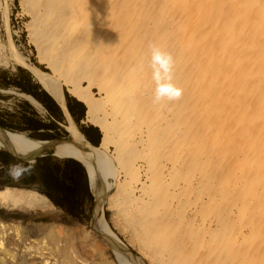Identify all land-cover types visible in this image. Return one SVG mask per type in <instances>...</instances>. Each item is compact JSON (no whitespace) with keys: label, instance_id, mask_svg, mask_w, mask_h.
<instances>
[{"label":"rangeland","instance_id":"obj_1","mask_svg":"<svg viewBox=\"0 0 264 264\" xmlns=\"http://www.w3.org/2000/svg\"><path fill=\"white\" fill-rule=\"evenodd\" d=\"M57 1H59V2H57ZM168 1L170 3H168ZM175 1H177V0H155V3L151 2V4H150L147 0V3H148L147 5L149 6L147 8L150 9L149 12L147 13V15L144 14L145 15L144 16L142 14L145 13L146 10H148V9L142 8L138 12L139 14L141 13L139 15V18L141 19V21L140 20L138 21L139 25L137 22H135L134 27L132 25H130V26L128 25L129 27L126 26V30H124L125 31L124 33L126 34L125 35L126 40H127L128 36H131V37H129V39H131L133 35H135V34L137 35V36L136 35L133 36L135 38V40H133V38H132V40H133L132 41L133 44H131L132 47L134 45H136L137 49L140 48L139 50L142 53L146 54V52H147V55H148V53H150V45H153V44L159 46L162 49V44L164 43L168 47L166 51H168L171 48L173 49V47L175 45L177 46L176 47L177 50H180V45L181 44L184 45L185 40L188 41V42H186L187 44H189V45L191 44V42L189 41V38L187 37L188 35L184 34L185 30H184L183 26L181 28V25L179 24V23L183 24L184 19L183 18L180 19L179 17H181L183 15L182 13H184V12H182L180 14V12H178V10L180 8L182 10L192 9L194 11H198V13H199L200 9H198L197 6L195 7L194 3H192V5H191V2H192L191 0L190 1L189 0H180V1H177V3ZM50 3L52 4L51 6H50ZM59 3H61V0H54V1L53 0L52 1L51 0H27V2H26V0H0V43L5 44L8 47V50L10 51V53H14V52L20 53L19 55H21L23 57V59H25L27 65L35 66L38 69H40V70H42L48 74L54 75V76L55 75L58 76L62 70H64L66 72L67 71V69H66L67 64L66 65L64 64L62 66V69H60V70L56 69V67H55L56 65L52 59L59 50L57 48L55 49L53 47L49 48L50 47L49 42L51 43V41L53 40V42H56L55 45H59V48L62 50H66L67 47L64 45L65 43L62 39H61L62 42L58 43L57 42L58 39L54 36H51V40L49 42L48 41L44 42V40L42 39V35L40 37V34H38L35 31L36 25L34 23L35 22L34 18H35V16H38L41 14L42 17H44L43 23L49 22V23H47V24L45 23V24L48 25L49 27H51L53 24H55L54 19L62 13L61 10H63V8H65V9L68 8L67 6L63 5L64 4L63 2L61 4H59ZM39 4H40V7H39ZM228 4L229 3H227V5ZM165 5H168L167 7H169V9L165 10L164 9ZM227 5L225 6L226 9H228ZM250 5H251L252 10H253L252 12L257 13V11H255V10H259V8L256 6V4L251 3ZM50 8H51V10H50ZM57 8H59L58 11H57ZM45 9H47V10H45ZM144 9H146V10L143 11ZM226 9H225V11H221L223 14L225 13V15H223L224 19H221V16H220V19H215V21L213 22L214 25H215V23L217 25L219 24L220 28H218V26L216 27V25L213 26L214 28H218V30L219 29L222 30V29H224L225 26H227L225 28H229L231 30H234L235 28L238 27L239 24H237L236 22L232 23L231 21H229V18L231 15H229V11H227ZM233 9H234L233 11H236L235 10L236 8H233ZM59 10L61 11V13ZM51 12H52V14H51ZM58 13H59V15H58ZM202 14L205 15V13L202 12V13H199L200 16H198V20H199L198 22H200L201 25H202L203 21H204V23H206V21H205L206 19L204 17H207L206 15L201 16ZM254 15L255 16L257 15L256 17L261 18V16H258V13L254 14ZM116 16L117 15H115L113 13V15L110 17V20L115 18ZM142 17H143V20H142ZM182 17H184V16H182ZM144 18H146V20H144ZM213 18H215L214 15L211 17V21L213 20ZM162 19H164V20L162 21ZM200 19H201L202 23H201ZM185 20H188L187 17L185 18ZM219 20L220 21L224 20V22L221 21L222 23L221 22L219 23ZM179 21H181V22H179ZM67 22H68V18H67ZM67 22L65 21V23H67ZM140 22L143 23V26H141L142 24ZM177 22H179V23H177ZM226 22H227V25L225 24ZM261 23L262 22L255 25L256 28H257V26L259 28H261V26H262ZM96 25H98L97 21L95 22V26ZM223 25H225V26H223ZM60 27L62 28L63 25ZM136 27L137 28L140 27V28H138L140 30L139 33H136V31H138V29ZM61 28H59V29H61ZM128 28H130V29H128ZM167 28H168V36H167L168 39L166 37V40H164L163 36L165 34L162 33V30H164L166 32ZM214 28H213V30H214ZM211 30L212 29L210 28V31ZM236 30H237L236 34H239L238 29H236ZM126 31H129V32H126ZM210 31H207V34H205V39L209 38L208 43L212 44L213 50H212V48L209 50L210 52L208 50L207 51L204 50L205 53L203 51H201L202 57H200L198 55L199 64L194 63V62L191 63L192 61L190 62L189 60H187V62L189 61L190 63L188 62L189 64H187V62H186L187 67H185L186 65L183 66V71L185 72V75L187 74L186 77L188 78V79H185L184 87H182L183 89H185V91H184L185 93H183V96L185 97V103H186V104L184 103V105L186 107L183 105V107L185 109L183 111V114L188 115V116L192 115V116H189V118H182V121L184 123V124H181L182 122L180 123L181 124L180 127H182L181 128L182 133L180 132L179 135H177V136L172 135L168 139V140L171 139L170 142L168 141V143H171L172 145L167 143L166 147L163 148V150H162V147L160 146L161 138L163 137V135L166 136L167 132H168L169 125L167 123L170 122V120H171V122L174 120V118H172V119L171 118H163L164 114H169L171 116V114L173 112V110L168 109L163 104L164 105L163 108H165V109H163L164 112H161V114L159 116L157 115L158 118H154V121L156 120V122H159L160 124H158V125H161V126L163 125L164 126L163 130L164 129L165 130L164 131L162 130V132H164V134L162 136H160V133L155 132L158 136L156 135V142L153 146H150V145L148 146L147 141L145 142V140L148 139V137H146L147 135H145V138H146L145 140H144V137L141 139L140 134L136 132L137 130L135 131V129H137V127L132 128V129H128V131H126L127 133L125 135L128 136L129 139L128 140L124 139V141L128 145L127 146L128 151H125V156L122 159L123 164L121 166L120 174H119V177L117 179V182H119V184L122 185V187H123V190L120 192L123 195V197L120 194V195H117V197H115L112 200V196H113L115 187H114V183L112 182L111 179L109 180L110 183H109V186H108L106 193L101 192V189H100V186H102L101 183L97 187V189H96L97 191L95 190L94 187L91 186L92 191H93L94 196H95V202H94L93 209L90 213V217L86 221H78V220L73 219L70 215H68L66 213V211L63 208L58 207L46 194L41 192L38 189V187L27 186V188L35 189L40 194L48 197V199L50 200L51 203L49 202V206H47L46 208H39V209L30 210V211H27L25 209L18 208V207L9 208L7 206H1L0 205V264H24V263L25 264H34V262L37 264H40L43 261L46 264H59V262L57 260L52 259V258H55L54 255L51 256L50 254H45L42 257V253H40L41 250L39 247H41L42 245L47 246L48 243L51 242L53 244V246H56L55 245L56 242L53 241V239H50V236H48L50 241H48L47 239H43V236H45V234H42L43 233L42 232L43 227L48 228L49 231L53 230L56 233V235L58 234L61 237H63L65 235V233H67V231L71 230V232L75 233V234H73L75 236V245H74L75 250L79 249V247L77 248V246L80 244L82 246H86V245L91 246L93 244V247H94V245L99 244V241L102 239L103 244H104V248L102 247L101 249H103V251H105V252H103V251L102 252L104 253V256L108 259V261L110 260L109 261L110 264H116V263L121 264V262H129L132 260L136 261V259H138V260L142 259L145 261V264H149V260L147 259V256L145 254H143L136 246L132 245L131 242L129 241L131 236H132V233L130 234V230H129L130 228L127 227L128 224H127V220L125 219L126 215H123L124 213L121 212V209H120V204L124 201V200H122L125 196L124 191L126 189L132 190L133 188H134L137 196L135 194L136 198L134 196L135 199H134V201L131 202V204L133 202H134L133 204H137L139 202V198L141 199V197L146 196L148 199V195L154 194L155 199L157 197V199L154 202H156L158 200H160V201L158 204H152L146 208L145 211L148 212L147 213L148 219H149V216H153V218H155V216L157 215L156 214L157 212L159 214L157 216H160L162 218L166 217V219H167L166 223H168V226H166V228L164 229V234H162L163 236H161V234L158 233L154 238L149 239V240L147 239L148 241L145 242V243H147L148 247L151 246L150 249L154 248V246H156V245L162 246V244L164 245V246H162L163 248L168 247L170 245V243L171 244L173 243L171 245L173 248L174 247L182 248V249L186 248V252L184 253L185 255H182V256H185V257H183V260H182L183 264H196V263L197 264H223V262H225V264H237V262H238V264H264V224H263L264 223V219H263L264 218V206H263L264 205V192H263L264 191V188H263L264 187V170L261 169L264 167V161H263L264 160V157H263L264 156V150H263L264 149V139L263 140L261 139V136H262V138L264 136V130H262L263 132H261V130L258 128L257 124H254V123H258L259 121L264 122V111H263L264 106L262 105L264 103V99H263V97H264V95H263L264 94V90H263L264 85H261V83L263 84V82H264V79H263L264 78V72L262 73V71H261L262 69H258V67L255 66V65L261 66L262 65L261 62L264 63V59H261V56H258V54L256 52H254L255 54H253V52L249 51L250 52L249 53L248 52L249 49H247L245 41L243 40V42H244L243 45L245 46V47H243V46H241L242 42H240L238 39L235 40V36L234 35L232 36L231 39H233V37H234V40L231 41L232 42L231 44H235V43L239 42L240 46H241V47L238 46L239 50L233 51L231 48L230 50L233 52V54H236L237 57H239L240 50L244 49L245 51H247L249 53L248 56L250 58H253L254 57L253 55H255V58H253V60L258 57V60L256 59V61H258L257 64H255L256 61L255 62H253V60L248 61L247 65L249 67H248L247 71L245 70V73H244L246 75L245 77H247L249 80L252 79V81H253V82H251V81L249 82V80H248V83H250L251 85L254 86V87L252 86L253 88L251 87L254 90V94L253 95L251 94L252 96L250 97L249 96L250 94L246 93L247 92L246 89L242 88V90L244 89V91H246V92H242L243 95H245V93L247 95V96L245 95L246 97H242L244 99V101L247 100L246 101L247 104L250 103L248 101H252L249 105H252L253 108L257 107L256 111H255V108L253 109V111H255L256 113H257V110L263 111V112H260L263 115H260V113H259L258 117H260V118H257V120L255 121L254 119L252 120L250 118L249 119L246 118L245 117L246 113H244L242 111V109H240L241 111L238 110L237 105H235V106L233 105V103H235L233 101H236L238 98L237 95L239 96V94L241 93V90H240L241 87L237 88L235 85L229 84V83H231L230 81H232L233 78H238L239 70L237 69L238 67H235V66H234L235 68L233 67V70L231 68L229 69L225 66H222L224 63L223 58H222L223 54H222V52H220V50H218L219 45L217 44V42L212 41V38L214 36H216V35L219 36V35L214 33L213 31L211 34ZM52 32H54V31L52 30ZM52 32H51V34H52ZM213 33H214V35H213ZM207 36H209V37H207ZM238 36H240V35H238ZM67 38H68V40L72 39L73 35L72 34L68 35ZM136 38L138 41H136ZM134 41H135V43H134ZM210 42H212V43H210ZM178 43H180V44H178ZM112 45L115 47H118L119 43L117 44L115 39H113L110 42V45H108V46L111 47ZM142 46H144V47H142ZM193 47H195V46H193ZM145 48H146V50H145ZM86 50H87L86 51V55H87L86 61H90L93 58V55L90 53V50L88 48H86ZM183 51H184V49H183ZM52 52H53V54H52ZM219 52H220V54L216 55V53H219ZM208 53H212L216 56V57H213L214 59L216 58V63L218 61V63L220 64V61L222 60V62L220 64V67H222V68L219 67L220 69H218V70L216 69L217 70L216 73L213 70L212 73L209 74L207 72L208 70L203 71L202 67H200V69L198 67L199 65L201 66V64L203 65V67L205 66V64L207 63L205 59L207 58ZM121 54H122V55H120L121 57H127V55H128L126 52L121 53ZM251 54L253 57L250 56ZM184 55H185V53H182L181 58H177V59H179V62L182 59L187 58V56H185V58H183ZM219 56H221V57H219ZM202 58H204V59H202ZM147 63H149V57L148 56H147V61L145 62V64L147 65ZM218 63H217V65H218ZM196 64H198V65H196ZM192 65H194V67ZM224 67H225V69H227L230 72L223 71L222 69ZM256 67H257V71H256ZM20 68L27 69L26 67L21 66L16 62H10L9 64L0 65V70H8L14 78H19L21 76V69ZM254 68H255V70H254ZM260 68H262V67H260ZM194 69H195V72H193ZM201 69H202V73L204 72V74H203V76L201 75V77H200L199 74L201 73V71L199 73V70H201ZM27 70H29V69H27ZM220 73L223 74L224 77H221V75H219ZM229 73H231V74L229 76H227ZM233 73H235V74H233ZM89 74L90 73L86 72L85 75H83L84 77L78 78L77 81H79V83H80L79 85L83 89L87 90L90 93V95L93 97L94 101L97 103L96 113H98L97 115L100 118H102V117H104V115L111 113L112 110H116V109H114V106L117 103H116V101H113L115 97L110 95L109 93H107L106 89L108 87H106V82L108 81V78H106L107 79V81H106V79L104 77V79H103L104 81H101V79L103 77L99 76L96 79V78H94V73H92V76ZM237 74H238V76H237ZM258 74L263 75V76L261 77ZM87 75H88V77H87ZM231 75L233 78L231 77ZM216 76L220 80L217 79ZM203 77H204V79H203ZM253 78H255V79H253ZM34 79L36 82H39L35 78V76H34ZM201 79H202V81H201ZM259 79H261V80H259ZM194 80L196 81L195 83H194ZM209 80L214 81V83H215L214 87H212V86L208 87ZM205 81L207 82L206 84H205ZM103 82H105L104 87H103V85H104ZM219 82H221V83H219ZM224 82L226 84H223ZM152 84L155 87L154 82ZM196 84L198 87L197 86L195 87ZM131 85L133 87H135V84H131ZM223 85H224V87H223ZM187 86H189V87L187 88ZM199 86H201V91H198L200 89ZM231 86L234 88L232 89ZM217 87H219V88H217ZM194 88H197V90ZM236 89H237V91H236ZM212 90H213V92H212ZM229 90H231L232 92ZM63 91H64V96H65V99L67 102V96L68 95L73 96V95L68 91L67 86H65V85L63 86ZM187 92H188V94H186ZM233 92H236V93H234L236 95H234V94L232 95ZM237 92H240V93H237ZM22 93H25V92L19 90L16 87L0 88V113L5 115L6 117H7V114H9V113H14L16 115L20 114V112L23 110L22 102H24L25 100H28L27 98H25L22 95ZM197 93H200V94H197ZM214 93L216 94V96H214ZM221 93H223V94H221ZM225 93H227V96ZM229 93L232 96H230ZM25 94H28V93H25ZM203 94L208 99H206ZM199 95H201V96H199ZM223 96H224V98H223ZM202 97L205 100H203ZM209 97H211V98H209ZM214 98L219 100V102L217 100H213ZM234 98H235V100H234ZM189 99H190V102H189ZM199 99H201V101ZM222 99H224L225 103L222 101ZM36 100H38V99H36ZM194 100L198 101V103L195 102ZM230 100H232V101H230ZM261 100H263V101H261ZM39 102L42 104L41 109L37 108L31 102L30 103L34 106L36 112L38 113L39 117L43 120V122L50 123L51 121L54 120V117L52 116L51 112L45 107V105L41 101H39ZM231 102H232L231 105H233L232 107L230 106ZM195 104L199 107L201 105V107L198 108L199 112H197V108H195ZM208 104H209V106H208ZM254 104H255V106H253ZM222 105H224V106H222ZM228 105H229V107H228ZM158 106H160V104H158L156 107H158ZM214 106H215V108H214ZM223 107H225V108H223ZM233 107H235V111H236L235 116L233 113L230 112V108H233ZM217 108H218V110H217ZM87 109H88V107H87ZM210 109H212V110H210ZM165 110H166V112H165ZM186 110H189V111L187 112ZM117 111H118V113L116 115H118L120 113V111L122 112L121 109H119ZM206 112H207V114H206ZM136 113L137 112L132 113V114H134V115H131L132 118L133 117L139 118L138 113L137 114ZM241 113H243L242 116H244V119L246 118V121L243 120L245 123L242 121ZM86 114H87V112H86ZM208 114H209V116H207ZM231 114H233V117L230 116ZM198 115L199 116L202 115V116L199 117ZM112 117L113 116L111 114L108 115V119H109L108 121L109 122H115L116 118L114 119ZM199 118L202 119L203 121L202 120L200 121ZM209 118L211 121L209 120ZM219 118L222 120L220 121ZM231 118H232V120H231ZM235 118H237L239 120L241 119V120L236 121ZM186 119L189 122H187ZM225 119H226V121H225ZM135 120L133 119L134 122H135ZM248 120H249V122H248ZM250 120H252V121L250 122ZM222 122H223V124H222ZM238 122H240V123H238ZM199 123H200V125H199ZM226 123L230 124L229 125L230 127L228 125L226 126ZM248 123L254 124V126L249 125ZM82 124L89 125L92 123L89 122L87 120V118L85 117V119L82 121ZM191 124L192 125L196 124V126L194 125L195 127H193V126H191ZM221 124H222V127H221ZM239 124L240 125L243 124V127H242V125L240 126ZM185 125H186V127L184 128ZM201 125H203V126H201ZM214 125H216V126H214ZM235 125H237V126L235 127ZM246 125H248L249 127L247 126L248 127L247 128ZM62 126L64 128L63 130L58 129V130H54V131H46V133L52 134V136H53L52 138H50V139H37V140H42V141L48 140V143H51L53 140H59V139L61 140V139H65V138H70L71 137L70 133L67 131L68 123L66 122V124H62ZM77 126H78V124H77ZM96 126H98L101 129V127L99 125H96ZM218 126H219V128H218ZM244 126L246 129L244 128ZM250 126L254 127V128L250 129L251 128ZM211 127L213 128L212 130L215 132H213L212 130H209ZM231 127H233V128L235 127L234 130ZM239 127H241L240 129H242L241 132H239L237 130V129H239ZM189 128H190V131H189ZM195 129H197V132ZM231 129L233 131H231ZM256 129L257 130L259 129L260 131L258 132ZM79 130L81 131L80 128H79ZM201 130H202V132H201ZM219 130H221V131L219 132ZM245 130H247V133L245 132ZM251 130L253 132L252 133L250 132L251 133V135H250L249 131H251ZM101 131H102V129H101ZM216 131H217V133H216ZM233 132H235V133H233ZM257 132L261 136L258 135ZM21 133H24V132H21ZM204 133H205V135H204ZM228 133H229V135H228ZM24 134H26V133H24ZM103 134L104 133L102 131V139L104 136ZM215 134H216V136L218 134L219 137L214 136L215 137V139H214L213 135H215ZM221 134H223V135H221ZM224 134H226V135H224ZM231 134H233V135H231ZM234 134H235V136H234ZM241 134L244 136H242ZM245 134H246V136H245ZM26 135L29 138H32L28 134H26ZM111 135L115 136V134H113V132H111ZM230 135H231V137H230ZM253 135H254V137H256L257 140L255 138H252ZM174 136H175V138H174ZM258 136L260 137L261 141H260V139H258L259 138ZM115 137L118 138L119 136H115ZM229 137H230V139H229ZM243 137H244V139H243ZM200 138H202L203 140ZM204 138H206V139H204ZM220 138L224 139V140L226 138V140H225L226 142L225 141H224L225 143L222 142L223 140L220 141L219 140ZM32 139H34V138H32ZM34 140H36V139H34ZM190 140L192 142H190ZM195 140H197V142ZM231 140L234 141V144H235V142L237 143V145L235 147H234L233 141H231ZM237 141L240 143L242 142L241 145H243V146L239 145V143ZM245 141H246V143H245ZM255 141L258 142L259 145H258V143H256L254 145L253 143H255ZM262 141H263V144L261 145ZM173 142H174V144H173ZM249 142H251V144H249ZM85 143L88 144L89 143L88 140H86ZM231 143H232V145H231ZM131 144L133 145V147ZM182 144L184 146H182ZM256 145H258L259 148H257ZM99 146H97V147L99 148ZM134 146H135V148H134ZM168 146H170V147H168ZM231 146H233V147H231ZM252 146L256 147V148L253 147L255 150L253 148H250ZM109 147H110L111 152H114L115 148H114V145L112 143L109 144ZM236 147H237V149H236ZM152 148H153V150H152ZM159 148H161V149H159ZM240 148H241V150H240ZM0 149L8 151L13 156V159H12L11 165H10V169H12L13 167H17V168L23 170L22 168L24 167V164L34 163L35 161H37L40 157H42L44 155H48V154H52V153L54 154V151L52 149L51 150L49 149L48 152H45L44 154H38L36 156V160L29 161V160H23L21 158V157H24V158L35 157L34 155L29 154L28 152L14 151L13 149H15V148L10 147V146L6 147V145L2 144V143H0ZM155 149H156V151H154ZM230 149H232V153L229 152ZM234 149L237 151H235ZM243 149L244 150L248 149L247 150L248 152L245 150L246 152L244 151L245 154H243V152H242ZM12 151L15 152L17 155L14 154ZM184 152H185V154L182 155ZM234 152H237L239 155L237 153H234ZM250 153H252L251 157L249 155ZM253 153L254 154L256 153V155H254ZM259 154H263V155L262 156L260 155L257 158L256 156ZM242 155H243V157H242ZM252 155H253V157H252ZM56 156H58L59 158H65V157H70L73 155L56 154ZM178 156H179V158H178ZM233 156L235 157V159ZM262 157H263V160L259 159ZM153 158H154V160H156L157 158L162 159L163 160L162 164H159V163L156 164L154 162L152 164ZM221 158H223V159H221ZM247 158H248V160H247ZM255 159L257 161L259 160V162L260 161H262V162L259 163ZM240 161H241V164H240ZM246 161H249V162H246ZM250 161H251V163H250ZM256 163L257 164L262 163V164L257 165ZM246 164H248V165L246 166ZM250 165H252V167ZM244 166H245V168H244ZM249 166H250V169H249ZM180 167H182V168H180ZM240 167H241V169L243 168L245 172H242L243 169L241 170ZM0 168H1V162H0ZM251 168H253V169H251ZM246 169H248V170L246 171ZM250 170H251V172H250ZM253 171L255 174L253 173ZM104 172L107 173V170L104 169ZM159 176L165 180H163ZM153 177H154V179H153ZM231 179H232V181H231ZM192 181H194V182H192ZM3 182H5V183H3ZM156 182L161 184V186L158 185V187H157V185H154V183H156ZM196 183H198V184H196ZM141 184L144 185V188H141ZM195 184H196V186H195ZM13 186L16 188L17 187H21V188L25 187L22 185V178L17 181V180H13L11 176H9V177L0 176V188L3 189V187L5 188V187H13ZM180 186H182V187H180ZM201 186H203V189L201 188ZM154 187H157V189L155 190ZM159 187H160V189H159ZM168 187H169V189H168ZM179 188H183V189L180 190ZM199 188L201 190H199ZM138 189H139V191H138ZM248 189H249V191L253 190V192L252 191H251V193L248 192ZM190 190H191V192H190ZM256 190H259V191L256 192ZM260 190L262 192H260ZM179 191H181V192H179ZM245 192H247L246 193L247 195L245 194ZM178 193H180V194H178ZM223 194H224V196H222ZM176 196H177V198H176ZM214 196H215V199H214ZM163 198H164V201H163ZM120 199L122 201H120ZM182 200H185V201L182 202ZM117 201L118 202L120 201L121 203L119 204ZM178 201L180 203L182 202V204H184L183 209L178 206V204H177ZM150 202H153L152 199ZM214 202H215V204H214ZM170 203H171V205H170ZM153 206H154V208H153ZM164 206H166V207H164ZM217 208L219 210H216ZM151 209L153 210V212ZM180 209H182V213H183L181 215H179ZM129 211L132 212V208H130ZM217 211H219V212H217ZM177 216H179V217H177ZM210 222H211V224H208ZM258 224H260V225H258ZM261 225L263 226V228ZM146 228H147V226L145 225L144 229H146ZM7 233H12V234L15 233V235H16L15 237L17 238V242H18V250H15V251L11 250L9 248V246L7 245ZM82 233H84V234L82 235ZM167 235H169V236H167ZM77 236L81 237V239L78 238ZM159 236H160V239H159ZM41 239L43 240V243L45 241H46L45 243H47V242L48 243L43 244ZM164 240H168L167 241L168 243ZM31 241H32V243H31ZM153 241H155V242H153ZM174 241H176V243ZM63 242H64V244L66 243L64 237L61 238V244H63ZM161 242H162V244H161ZM153 244H155V245H153ZM176 248H174V249H176ZM249 248H250V250H249ZM22 249L24 252L23 254H22ZM212 249H213V251H211ZM25 250H27L26 254L31 255V256L28 255L29 257H26L27 259L29 258L28 260L24 258L25 257V255H24ZM123 251L128 254V256H125L126 258L123 255L119 256L121 253H123ZM199 251L201 253H199ZM37 253H39V254H37ZM49 255H50V257H49ZM77 256H78V258L80 257L79 260L81 262H83V257L80 254ZM39 257H42V259ZM47 257H49L47 260L48 263L45 261L47 259ZM127 257H128V259H127ZM85 258L86 257L84 256V261H85ZM217 260L220 262H218ZM86 261L83 262V264H87V263L90 264L89 261L88 262H86ZM177 262L178 261H176V263ZM43 263H41V264H43Z\"/></svg>","mask_w":264,"mask_h":264},{"label":"bare ground","instance_id":"obj_2","mask_svg":"<svg viewBox=\"0 0 264 264\" xmlns=\"http://www.w3.org/2000/svg\"><path fill=\"white\" fill-rule=\"evenodd\" d=\"M177 1H180V0H177ZM177 1H175V2L177 3ZM191 1H192L191 2V5H192V3H194V6L195 7L197 6L198 9H200L199 10V13H202V12L205 13V15L207 16V17H204L206 19L205 20L206 23H204V21H203V23H204L203 24L202 21H201V19H200V21H201L202 25L200 24V22H198L199 21L198 20V16H200L199 13H198V11H194L192 9L182 10L181 8L178 10V12H180V14L182 12H184V13H182L183 14L182 16H184L185 18L187 17V19H188V20H185V18L180 15L181 17H179V18L180 19L183 18L185 21L183 20V24L182 23H179L181 21H179L177 23H179L181 25V28L183 26V28L185 30V33L184 34H187L188 35V36L187 35L186 36L189 38V41L191 42V44L190 45L187 44L186 42H188V41H186L183 38L185 40V42H184L185 44L184 45L181 44L182 46L180 45V50H177V48H176L177 46L175 45L174 47L172 46L173 49L171 48L168 51H166L168 47L164 43L162 44V50H164L166 52H170L174 56V58H175V68H174V79H173V83L177 84V86L180 87V88L184 87L185 79H188V78L186 77L187 74L185 75V72L183 71V66L186 65L187 60H189L190 62L192 61L191 63L194 62V63H198L199 64V57H198V55L200 57H202L201 56V54H202L201 51H203L205 53L204 50H206V51L208 50L209 51L212 48V44H209L208 43V39L209 38L208 39H205V34H207V31H210V28H211L212 29L210 31L211 34H212V31H213L214 33H216V34L219 35V36L216 35L214 37L212 36L213 37L212 38V41L213 42H217V44L219 45V49L218 50H220V52H222V54H223V57L222 58H223V62L224 63H223L222 66H225V67H227L229 69L231 68L232 70H233V67L235 66V67H238L237 69L239 70V76L237 74L238 78H233L232 75H231V77L233 78V80L230 81L231 83H229V84L235 85L237 88L241 87V89H240L241 90V93L240 92H237V93H240V94H239V96L237 95V97H238L237 100L236 101H233V102L236 103V104L233 103V105L234 106L237 105V109L238 110L242 109V111L244 113H246V116H245L246 118H248V119L250 118L252 120L254 119L256 121L257 118H260V117H258L259 116V113L260 112H263L264 110L263 111L257 110V113H256L255 111H256L257 107H254L255 108V111H253L254 108L252 107V105H249L252 101H248L250 103L247 104V102H246L247 100L245 99L246 101H244V99L242 97H246L247 96L246 93L247 94L249 93L250 94L249 95L250 97L254 94V90L252 89L254 86L251 85L250 83H248V80L249 79L247 77H245L246 75L244 74L245 73V70L247 71V69L249 67L247 65L248 64V61L249 60H253V58H255V55H253L254 56L253 57L252 54L250 56H252L253 58H250L248 56L249 53H250L249 51L253 52V54H255L254 52H256L258 54V56H261V59H264V0H228V1L227 0H191ZM26 2H27V0H26ZM57 2H59V1H57ZM62 2L64 3L63 5L64 6H67L68 8L65 9V8L62 7L63 10H61L62 8L60 9L62 11V13L59 10L61 14L59 15V13H58L59 16H57L54 19L55 20V22H54L55 24H53L51 27H49L48 25H46L49 22H47V23L45 22L46 24L43 23L44 17H42L41 14L38 15V16H35V18H34L35 19V22L34 23L36 25L35 31L38 34H40V37L42 35V39L44 40V42H47V41L49 42L51 40V36L56 37L58 39L57 40L58 43H61L62 40L64 41V43H65L64 45L67 47L66 50L60 49L59 48V45H55L56 42H53V40L51 41V43L49 42V44H50V47L49 48H52L53 47V48H55V49L57 48L59 50L55 54V56L53 57V59H52L54 61L55 65H56L55 66L56 69L57 70H60V69H62V66L64 64L65 65L67 64L66 65L67 66L66 67L67 71L65 72L64 70H62L63 72L61 71L58 76L57 75L54 76V75L48 74V73H46V72L38 69L35 66H29V65H27L25 59H23V57L21 55H19L20 53H16V52L10 53V51L8 50V47L5 44H2V43H0V65L9 64L10 62H16L19 65L26 67L27 69H29L30 72H32V74L39 81V83L56 99V101L61 106V108H62V110H63V112L65 114V117L67 118V123H68L67 131L70 133V136L71 137L70 138L61 139V140L59 139V140L54 141L53 143H48V141H42V140H37V139L34 140L32 138H29L26 134L21 133V132H14V131H10V130L7 131L6 129L5 130H2V127L0 126V143L5 144L6 147H9L10 146V147L15 148V149H13L14 151H24V152H28L29 154H32V155L35 156V157H32V158H24V157H21L20 156L23 160H29V161L36 160V156L38 154H44L45 152H48L49 149L50 150L52 149L54 151V154L55 155L56 154H70V155H73V156L77 157L85 165V167H86V169L88 171V174H89V178H90L91 185H92V187L95 188V190L97 189V187L101 183L102 184V186H100L101 192L106 193V191L108 189V186H109V183H110L109 180L110 179L112 180V182L114 183V187H115L114 188V193H113V196H112V200H113L115 197H117V195H120L121 194L120 192L123 190L122 185H120L119 182H117V179L119 177L120 169H121V166L123 164L122 159L125 156V151H128L127 150V146L128 145L124 141V139H127V140L129 139L128 136L125 135L127 133L126 131H128V129H132V128L137 127V129H135V131L137 130L136 132L140 134L141 139L144 137V140H145L146 139L145 138V135H147L146 137H148V139L145 140V142L147 141V145L148 146L149 145L150 146H153L155 144V142H156V135H157L156 133H160V136H162L164 134V132H162L164 126L163 125L162 126L161 125H158L160 123L159 122H156V120L154 121V118H158V116L161 114V112H164L163 109H165V108H163V106L165 105L168 109L173 110V112H172L171 116L169 114H164L163 113L164 114L163 118H171V119L174 118V120L172 122L170 120V122L167 123L169 125L167 135L166 136L163 135V137L161 138L160 146L162 147V150H163V148L166 147L168 141L170 142L171 139L168 140L170 138V136H172V135H176L177 136L181 132V128L182 127H180V125L181 124H184L183 121H182V118H189V116H192V115H189L188 116V115L183 114V111L185 110L184 107H183V105L185 103V97L184 96H182V99L181 100L175 101V102H168L167 100L161 101L159 103L160 106L156 107L158 104H154L153 103L154 90H155L154 88L155 87L153 86V84H152L153 82L151 81L152 80L151 79V69L149 68V65H148L149 63H147L148 66L145 64V62L147 61V56L149 57V61H150V55H151V53H148V55H147V52L145 54V53H142L139 50L140 48L137 49L136 45H134L132 47V45H131V44H133L132 41L135 40V38L133 36H135L136 34L135 35L132 34L133 35L132 36L133 40H132V38L129 39V37H131V36H128L127 37V40L125 38L126 37L125 36L126 34L124 33L125 32L124 30H126V26L132 25L134 27L135 26V22L138 23L139 20L141 21V19L139 18V15L141 13L140 14L138 13L139 10H141L142 8L148 9L147 7H149V6L147 5L148 4L147 3V0H61V3ZM148 2L150 4H151V2L155 3V0H148ZM61 3H59V4H61ZM168 3H170V2L168 1ZM227 3H229V4L227 5ZM251 3H255L256 6L259 8L260 11L259 10H255V11H257L258 16H261V18L256 17L257 15L256 16L254 15V14H257V13L252 12L253 10H252V7L250 5ZM51 5L52 4L50 3V6ZM226 5L228 6V9L225 8ZM167 6L168 5H165V8H164L165 10L169 9V7H167ZM39 7H40V4H39ZM233 8H236L235 9L236 11H233L234 10ZM58 9L59 8H57V11H58ZM146 9H144L143 11H145ZM225 9L227 11H229V15H231L230 16L231 19L229 18V21H231L232 23L233 22H236L237 24H239L238 27L235 28L234 30H231L229 28H225V27H227L225 25H223V26H225L224 29H222V30L219 29L218 30V28H220V26H219V24L217 25L216 23H215V25H216V27L218 26V28H214L213 27V26H215L214 23H213L215 21V19H220V16H221V19H224L223 18L224 17L223 15H225V13L223 14L221 11H225ZM45 10H47V9H45ZM50 10H51V8H50ZM149 10L150 9L146 10V12L143 13L142 15H144V14L147 15V13L149 12ZM113 13L115 15H117L115 17L116 19L112 17L113 19L110 20V17L113 15ZM51 14H52V12H51ZM205 15L202 14L201 16H205ZM213 15H214L215 18H213V20L211 21V17ZM67 18H68V22H67ZM142 20H143V17H142ZM144 20H146V18H144ZM163 20L164 19H162V21ZM65 21L67 23H65ZM96 21H97L98 25L95 26V22ZM221 21L224 22V20H221ZM221 21L219 20V23ZM259 21L262 22L261 23L262 26H261V28H259L258 26L256 28L255 25H257L258 23H260ZM141 24H142L141 26H143V23H141ZM225 24L227 25V22ZM62 25H63V27L61 28L60 26H62ZM138 25H139V23H138ZM212 27L214 28V30H213ZM59 28H61V29H59ZM138 28H140V27H138ZM128 29H130V28H128ZM236 29H238V33L239 34H236L237 33V30ZM52 30L54 32H52ZM139 31L140 30L138 29V31H136V33H139ZM51 32H52V34H51ZM126 32H129V31H126ZM162 33L165 34L163 36V39L166 40V37L168 36V28H167L166 32L164 30H162ZM214 33H213V35H214ZM71 34L73 35V38L68 40L67 36L68 35H71ZM233 35L235 36V40L238 39L240 42H242L241 43V46H243V47H245L243 45V43H244L243 40L245 41L246 47H247V49H249L248 50L249 53L243 49V50H240L239 57H237L236 54H233V52L230 49L232 48L233 51L234 50H239L238 46H240V43L238 41L237 42L239 44L238 43L231 44L232 43L231 41L234 40V37H233V39H231ZM238 35H240V36H238ZM207 37H209V36H207ZM113 39H115V41H116L117 44L119 43V46L118 47L113 46L114 44L111 47L108 46V45H110V42ZM167 39H168V37H167ZM136 41H138L137 38H136ZM134 43H135V41H134ZM210 43H212V42H210ZM178 44H180V43H178ZM193 46H195V47H193ZM142 47H144V46H142ZM86 48H88L90 50V53L93 55V58L90 61H86V56H87L86 55V51H87ZM183 49H184V51H183ZM145 50H146V48H145ZM212 50H213V48H212ZM124 52H126L128 54L127 57H121L120 56V55H122L121 53H124ZM220 52L219 53H216V55L220 54ZM182 53H185V55L183 56V58H185V56H187V58L186 59H182L179 62V59H177V58H181ZM52 54H53V52H52ZM213 57H216V56L214 54H212V53H208L207 58L205 59L207 63L205 64L204 67H203L202 64H201V66L199 65L198 66L199 69H200V67H202L203 71L204 70L205 71L208 70L207 72L210 74V73H212L213 70L216 73V71L218 69L222 68V67H220V64L222 62V60H221L222 58L220 59L221 60L220 61V64L217 61V63H218V65H217L216 58L214 59ZM219 57H221V56H219ZM202 59H204V58H202ZM256 59L258 60V57ZM256 59H254L253 62H255ZM188 62H187V64L190 63V62L189 63ZM257 62L258 61H256L255 64H257ZM198 64H196V65H198ZM261 64H260L261 66H259V65H255V66H257L258 69H262L261 71L263 73L264 72V63L261 62ZM192 66L194 67V65H192ZM185 67H187V65ZM225 67L222 70L223 71H228L227 69H225ZM257 67H256V71H257ZM260 67H262V68H260ZM202 69L199 70V73L201 71V73L199 74L200 77H201V75L203 76V74H204V72L202 73ZM254 70H255V68H254ZM86 72L87 73H90L89 75H91V76H92V73H94V78H96V79L99 76L103 77L101 79V81H104L103 80L104 77H105V79L108 78V81L106 79V81H107L106 82V87H108L106 89L107 90V93H109L110 95H112V96L115 97L113 101H116L117 104H115V106L114 105L113 106H114V109H116V110H112L111 113H108L107 112L108 114L106 113L107 115H104V117H102V118H100L97 115L98 113H96L97 103L94 101L93 97L90 95V93L87 90L83 89L79 85L80 84L79 81H77L78 78L84 77L83 75H85ZM193 72H195V69H194ZM228 72H230V71H228ZM221 73L219 75H221V77H224V75L221 74ZM231 73H229L227 76H229ZM233 74H235V73H233ZM258 75H260V74H258ZM260 76L262 77L263 75H260ZM87 77H88V75H87ZM216 78H217V76H216ZM203 79H204V77H203ZM217 79H219V78H217ZM253 79H255V78H253ZM195 80H194V83L196 82ZM259 80H261V79H259ZM201 81H202V79H201ZM250 81L253 82L252 79H250L249 82ZM221 82H219V83H221ZM103 83H104V85H103V87H104L105 86V82H103ZM206 83L207 82L205 81V84ZM131 84H135V87H133ZM214 84L215 83H214L213 80H209L208 87L209 86L214 87ZM223 84H226V83L224 82ZM64 85L67 86L68 91L73 96L77 97L79 100L83 101L87 105V107H88L87 114H86L87 120L89 122H91L92 124L99 125L101 127V129H102V131L104 133L103 134L104 136H103L102 142L100 143L99 148L96 145H94L91 142H89V141H88L89 142L88 144L85 143V141L87 140V139H85L86 138L85 135L83 134L82 131L79 130V127L74 122L73 117H72V115L70 114V112H69V110L67 108V103H66V99H65L64 91H63V86ZM261 85H264V82H263V84L261 83ZM196 86H197V84L195 85V87ZM201 86H199L200 89L198 91H201ZM188 87L189 86H187V88ZM223 87H224V85H223ZM217 88H219V87H217ZM233 88L234 87H232V89ZM242 88L246 89L247 92L244 91V89L242 90ZM194 89L197 90V88H194ZM263 90H264V87H263ZM184 91H185V89H183V93H185ZM229 91H231V90H229ZM236 91H237V89H236ZM212 92H213V90H212ZM242 92H246L245 93L246 96L243 95ZM230 93H229V95L232 96L236 92H233L232 95ZM186 94H188V92ZM197 94H200V93H197ZM221 94H223V93H221ZM225 94L227 96V93H225ZM22 95L25 98H27L37 108H39V109L42 108V104L38 100H36L32 95L25 94V93H22ZM234 95H236V94H234ZM199 96H201V95H199ZM214 96H216L215 93H214ZM205 98H206V96H205ZM209 98H211V97H209ZM223 98H224V96H223ZM202 99H203V97H202ZM206 99H208V98H206ZM263 99H264V97H263ZM199 100L201 101V99H199ZM203 100H205V99H203ZM213 100H217V99L214 98ZM234 100H235V98H234ZM217 101L219 102V100H217ZM222 101L225 103L224 99H222ZM230 101H232V100H230ZM261 101H263V100H261ZM189 102H190V99H189ZM195 102L198 103V101H195ZM231 104H232V102L230 103V106L232 107L233 105H231ZM262 105L264 106V103ZM208 106H209V104H208ZM222 106H224V105H222ZM253 106H255V104ZM200 107H201V105H200ZM200 107L195 104V108H197V112H199L198 111V108H200ZM225 107H223V108H225ZM228 107H229V105H228ZM214 108H215V106H214ZM119 109H121L122 112L120 111V113L118 115H116L118 113L117 110H119ZM189 110H186V111L188 112ZM210 110H212V109H210ZM217 110H218V108H217ZM134 112H137L138 113L139 118H134V117L132 118L131 115H134V114H132ZM165 112H166V110H165ZM230 112L233 113L234 116H235V112H236L235 111V107L230 108ZM110 114L113 116L112 118H114V119L116 118L115 119V122H109L108 121L109 120L108 119V115H110ZM206 114H207V112H206ZM233 114H231L230 116L233 117ZM242 114L243 113H241L242 121L243 120L246 121V118L244 119V116H242ZM202 115H200V116L198 115V116L201 117ZM260 115H263V114L260 113ZM207 116H209V114ZM210 118H209V120H210ZM133 119L134 120L136 119L135 122L133 121ZM235 119H236V121H240L241 120V119L239 120L237 118H235ZM201 120L202 119H200V121ZM219 120L221 121L222 119L219 118ZM231 120H232V118H231ZM252 120H250V122ZM225 121H226V119H225ZM187 122H189V121L187 120ZM248 122H249V120H248ZM238 123H240V122H238ZM222 124H223V122H222ZM222 124H221V127H222ZM243 124H241L242 127H243ZM254 124H257V126L261 130V132H263L262 130H264V122H260L259 121L258 123H254ZM254 124H249V125H253L254 126ZM194 125L196 126V124H194ZM194 125L191 124V126L195 127ZM199 125H200V123H199ZM203 125H201V126H203ZM227 125L229 126L230 124L226 123V126ZM214 126H216V125H214ZM236 126L237 125H235V127ZM247 126L248 125H246V127ZM185 127H186V125L184 126V128ZM190 128H189V131H190ZM218 128H219V126H218ZM231 128H233V127H231ZM234 128H233V130H234ZM240 128L241 127H239V129H237L239 132H241V130H242ZM244 128H245V126H244ZM253 128L254 127H251L250 129H253ZM212 129L213 128L211 127L209 130H212ZM259 129L258 130L256 129V130L259 132L260 131ZM195 130L197 132V129H195ZM233 130L231 129V131H233ZM247 130H245L246 133H247ZM110 131L113 132V134H115V136H119V137L117 138V137L111 135V132ZM220 131L221 130H219V132ZM201 132H202V130H201ZM213 132H215V131H213ZM250 132L252 133L253 131L252 130L249 131V134L251 135ZM216 133H217V131H216ZM233 133H235V132H233ZM204 135H205V133H204ZM221 135H223V134H221ZM224 135H226V134H224ZM228 135H229V133H228ZM231 135H233V134H231ZM231 135H230V137H231ZM258 135H260V134L258 133ZM214 136H216V134L213 135V137ZM217 136H218V134H217ZM234 136H235V134H234ZM242 136H244V135H242ZM245 136H246V134H245ZM230 137H229V139H230ZM174 138H175V136H174ZM221 138L219 140L220 141L223 140L222 142H224L226 140V138H225V140L224 139H221ZM252 138H255L256 139V137H254V135H253ZM200 139H202V138H200ZM204 139H206V138H204ZM214 139H215V137H214ZM243 139H244V137H243ZM258 139H260V137ZM261 139L263 140L264 139V136H263V138L261 136ZM261 139H260V141H261ZM195 141L197 142V140H195ZM231 141H233V140H231ZM190 142H192V141L190 140ZM110 143H112L114 145V148H115L114 152H111V150H110V147H109V144ZM238 143H239V145H241L242 142L241 143L238 142ZM245 143H246V141H245ZM256 143H258V142L255 141V143H253V144L255 145ZM168 144L172 145L171 143H168ZM173 144H174V142H173ZM183 144H182V146H184ZM233 144H234V141H233ZM249 144H251V142H249ZM262 144H263V141H262L261 145ZM231 145H232V143H231ZM236 145H237V143L235 142L234 147ZM258 145H259V143H258ZM258 145H256L257 148H259ZM241 146H243V145H241ZM132 147H133V145H132ZM168 147H170V146H168ZM231 147H233V146H231ZM237 147H236V149H237ZM253 147H255V146H252L250 148H253ZM134 148H135V146H134ZM159 149H161V148H159ZM152 150H153V148H152ZM240 150H241V148H240ZM245 150L247 151L248 149H245ZM245 150L243 149V151H242L243 154H245V152H246ZM154 151H156V149ZM235 151H237V150H235ZM229 152L232 153V149H230ZM13 153L16 154L15 152H13ZM234 153H237V152H234ZM256 153L255 154L253 153V154L256 155ZM184 154H185V152L182 155H184ZM251 154L252 153L249 154L250 157H251ZM260 155L262 156L263 154H259L256 157L258 158V156H260ZM242 157H243V155H242ZM252 157H253V155H252ZM263 157L262 158H259V159H262L263 160ZM159 158H157L156 160H154V158H153L154 161L152 160V164H153V162L156 163V164L157 163L162 164V161L163 160L162 159H159ZM178 158H179V156H178ZM221 159H223V158H221ZM234 159H235V157H234ZM247 160H248V158H247ZM246 162H249V161H246ZM257 162H259V160ZM260 162H262V161H260ZM250 163H251V161H250ZM240 164H241V161H240ZM261 164H259V165H261ZM247 165L248 164H246V166ZM250 166L252 167V165H250ZM250 166H249V169H250ZM180 168H182V167H180ZM244 168H245V166H244ZM253 168H251V169H253ZM263 168H261V169L264 170ZM104 169L107 170V173L104 172ZM240 169H241V167H240ZM247 170L248 169H246V171ZM242 172H245L244 169H243ZM250 172H251V170H250ZM253 173H254V171H253ZM154 177H153V179H154ZM160 178H162V177H160ZM163 180H165V179H163ZM231 181H232V179H231ZM192 182H194V181H192ZM196 184H198V183H196ZM196 184H195V186H196ZM154 185H157V187H158V185L161 186V184H159L158 182L154 183ZM157 187H154L155 190L157 189ZM180 187H182V186H180ZM141 188H144V185L143 184H141ZM201 188L203 189V186H201ZM159 189H160V187H159ZM168 189H169V187H168ZM179 189L181 190L183 188H179ZM199 190H201V189L199 188ZM138 191H139V189H138ZM251 191L253 192V190H251ZM251 191H249V189H248V192L251 193ZM257 191H259V190H256V192ZM124 192H125L124 193L125 196L122 199L124 201L121 203L120 201H122V200L120 199V201L119 202L117 201V202L119 204L121 203L120 204L121 212L124 213L123 215H126V218L125 219L127 220V224L129 225V226L127 225V227L130 228L129 229L130 230V234L132 233L131 238L129 237L130 238L129 241L131 242V244L134 245V246H136L143 254H145L147 256V259L149 260V264H183L182 260H183V257H185V256H182V255H185L184 253L186 252V248L185 249H182V248H176V247H174V248H176V249H174L171 246L173 243L172 244L170 243V245L168 247H164L163 248L162 246H164V245L161 242L162 246L161 245H156V246H154V248H151L150 249L151 246L148 247L147 243H145L149 239L154 238L158 233H160L161 236H163L162 234H164V229L166 228V226H168V223H166L167 222L166 217H163L162 218L160 216H157V215H159L158 212H157L156 213L157 215L155 214L156 215L155 218H153V216H149V219H148V214H147L148 212L145 211L147 207H149L152 204H158L160 200L154 202L157 199V197L155 199V195L152 194V195H148V199H147L146 196L145 197H141V199L139 198V202L137 204H133L134 202L131 204V202L134 201V199L137 196V194L135 193L134 188L132 190H127L126 189ZM179 192H181V191H179ZM190 192H191V190H190ZM260 192H262V191L260 190ZM246 193L247 192H245V194ZM135 194H136V196H135ZM178 194H180V193H178ZM134 196H135V198H134ZM222 196H224V194ZM122 197H123V195H122ZM176 198H177V196H176ZM151 199H152L153 202H150ZM214 199H215V196H214ZM163 201H164V198H163ZM183 201H185V200H182V202ZM49 202H50V200L48 199V197H46L45 195L40 194L35 189H28V188H24V187L23 188H21V187H17L16 188L14 186L13 187H5V188L3 187V189L0 188V205L1 206H7L9 208L18 207V208H22V209H25L27 211H30V210L39 209V208H46L47 206H49ZM182 202L180 203L178 201V203L177 202L176 203L178 204V206L180 208L183 209L184 204H182ZM214 204H215V202H214ZM170 205H171V203H170ZM164 207H166V206H164ZM130 208H132V212L129 211ZM153 208H154V206H153ZM182 209H180V212H179L180 214L179 215L183 214L182 213ZM216 210H219V209L217 208ZM152 212H153V210H152ZM217 212H219V211H217ZM177 217H179V216H177ZM208 224H211V222L208 223ZM145 225L147 226L148 229L147 228L144 229ZM258 225H260V224H258ZM262 228H263V226H262ZM42 232H43L42 234H45V236H43V239H47L48 241H50V239H53V241L56 242V244H55L56 246H53V244L51 242L50 243L47 242L48 243L47 246L46 245L45 246L42 245L41 247H39L40 250H41L40 253H42V257L45 254H50L51 256L54 255L55 258H52V259L57 260L59 262V264H83V262H85L86 260H87L86 262L89 261L90 264H110V262H109L110 260L108 261V259L104 256V253L103 252H105V251H103V249H101L102 247L104 248V244H103L102 239L99 241V244L94 245V247H93V244L91 246L90 245L89 246L88 245L82 246L80 244V245L77 246V248L79 247V249L78 250H75V246H74L75 245V236L73 235L75 233L71 232V230L67 231V233H65V235L63 234L64 235L63 237H64L65 242H66L65 244H64V242H63V244H61V238H63V237L59 236L58 234L56 235V233L53 230L52 231H49L48 228L43 227L42 228ZM12 233H7V245L9 246V248L11 250H14L15 251V250H18V242H17V238L15 237L16 236L15 233L14 234H12ZM83 234L84 233H82V235ZM48 236H50V239L48 238ZM167 236H169V235H167ZM78 238L81 239V237H78ZM159 239H160V236H159ZM164 241L167 242L168 240H164ZM153 242H155V241H153ZM174 242L176 243V241H174ZM31 243H32V241H31ZM42 243H43V240H42ZM47 243H45V244H47ZM153 245H155V244H153ZM250 248H249V250H250ZM26 251L27 250H25V254H24L25 255V257H24L25 259H27L26 257H29L28 255H30V254H26L27 253ZM211 251H213V249ZM23 253L24 252H23V249H22V254ZM199 253H201V252L199 251ZM37 254H39V253H37ZM79 254L83 257V262H81L79 260L80 257L78 258V256H77ZM50 255H49V257H50ZM122 255L124 257L125 256H128V254L126 252H124V251L119 256H122ZM84 256L86 257L85 258V261H84ZM42 257H39V258L42 259ZM49 257H47V259L45 260L47 263H48L47 260H48ZM127 259H128V257H127ZM132 261H129V262H121V264H145V261L142 260V259L141 260L136 259V261H133V262ZM176 261H178V262L176 263ZM43 262H41V263H43ZM218 262H220V261H218ZM34 264H37V263L34 262ZM116 264H118V263H116ZM223 264H225V262H223ZM237 264H238V262H237Z\"/></svg>","mask_w":264,"mask_h":264},{"label":"trees","instance_id":"obj_3","mask_svg":"<svg viewBox=\"0 0 264 264\" xmlns=\"http://www.w3.org/2000/svg\"><path fill=\"white\" fill-rule=\"evenodd\" d=\"M20 69L19 78H14L8 70H0V88L16 87L34 96L51 112L54 120L50 123L43 122L34 106L25 100L22 102L23 110L20 114L9 113L6 117L0 113V125L6 130L24 132L34 139H50L53 136L46 131L63 130L62 124L67 122L65 114L56 99L35 81L32 73L25 68ZM67 105L81 131L92 144L99 146L102 141L101 129L94 124H82L86 117V104L77 97L68 95ZM12 159L13 156L8 151L0 149V176H10ZM22 169L28 170L22 177L23 186L38 187L73 219L78 221L89 219L95 196L88 171L78 158L74 156L59 158L52 153L40 157L34 163L24 164Z\"/></svg>","mask_w":264,"mask_h":264},{"label":"clouds","instance_id":"obj_4","mask_svg":"<svg viewBox=\"0 0 264 264\" xmlns=\"http://www.w3.org/2000/svg\"><path fill=\"white\" fill-rule=\"evenodd\" d=\"M151 79L155 84L153 103L159 104L161 101L175 102L182 99L183 89L173 83L175 58L170 52L162 50L159 46L150 45ZM27 169L13 167L9 175L13 180H19L23 177Z\"/></svg>","mask_w":264,"mask_h":264},{"label":"water","instance_id":"obj_5","mask_svg":"<svg viewBox=\"0 0 264 264\" xmlns=\"http://www.w3.org/2000/svg\"><path fill=\"white\" fill-rule=\"evenodd\" d=\"M67 103V102H66ZM67 108H68V105H67ZM68 110H69V108H68ZM69 112H70V110H69ZM70 114H71V112H70ZM74 120V119H73ZM75 122V121H74ZM76 123V122H75ZM2 130H5V129H3L2 128ZM7 131H9V130H7ZM84 134V133H83ZM85 135V134H84ZM86 137V136H85ZM86 139L89 141V139L86 137ZM48 141V140H47ZM54 141H56V140H53L51 143H53ZM90 142V141H89ZM24 188H27V186H25ZM28 189H30V188H28Z\"/></svg>","mask_w":264,"mask_h":264}]
</instances>
